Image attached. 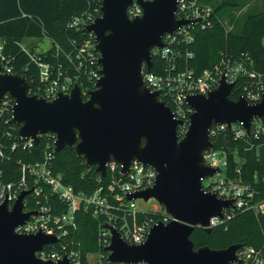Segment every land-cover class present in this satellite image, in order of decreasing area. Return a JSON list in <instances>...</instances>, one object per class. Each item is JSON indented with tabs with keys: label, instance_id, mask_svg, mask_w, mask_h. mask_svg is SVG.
Wrapping results in <instances>:
<instances>
[{
	"label": "water",
	"instance_id": "obj_1",
	"mask_svg": "<svg viewBox=\"0 0 264 264\" xmlns=\"http://www.w3.org/2000/svg\"><path fill=\"white\" fill-rule=\"evenodd\" d=\"M177 1L136 0L142 14L129 19L126 10L132 0H101L100 15L83 26L94 35L100 65V77L86 100L76 84L68 94L58 93L50 100L30 94L25 76L2 73L0 67V100L8 95L14 101L11 123L18 126V137L36 145L40 135L51 134L54 152L73 149L84 166L94 167L101 177H105L110 160L121 166L122 174L133 161L156 172L151 187L127 194L126 199H154L171 220L153 224L140 244L126 243L115 227L105 223L102 228L109 233L106 250L111 263H240L236 251L242 244L194 249L190 235L194 228L209 233L210 218H221L223 210L232 205L231 200L220 199L201 185V179L217 172L206 166L203 158L212 148L210 129L218 124L228 128L240 124L250 137L252 121H264V93L257 103H248L243 97L232 100L229 95L234 83L223 73L217 87L206 95L186 96L192 113L179 138L177 128L182 121L143 77L152 66V49L164 46L162 37L198 21L177 19ZM31 192L21 191L10 209L6 200L0 204V264H71L67 256L58 261L36 256L44 246L57 241L54 235L41 230L15 232L36 214L24 211L23 199Z\"/></svg>",
	"mask_w": 264,
	"mask_h": 264
},
{
	"label": "built area",
	"instance_id": "obj_2",
	"mask_svg": "<svg viewBox=\"0 0 264 264\" xmlns=\"http://www.w3.org/2000/svg\"><path fill=\"white\" fill-rule=\"evenodd\" d=\"M126 13L129 19H133L142 14V9L136 3V0H132V4L128 6ZM175 14L177 19L198 21L183 24L172 34H166L162 37L164 46L162 48H153L151 56L152 59L153 57L165 59L167 65L163 68L161 74L145 71L143 77L151 91L160 92L159 98H163V102L169 106L173 116L182 121L177 128V134L181 138L187 129L188 117L192 113V110L185 103L186 96L194 94L206 95L207 92L217 87L221 75L225 73L226 80L233 83L238 76L249 77L251 81L243 85L239 97H243L248 103H257L261 100L264 93V78L247 67L246 59L232 61L230 58L224 57L213 69L204 70L199 75H196L191 69L180 68L176 62L177 57L181 54L177 48L178 45L182 43L188 44L193 41L192 30L194 27H198L201 30L211 28L213 10L210 6L199 3L198 0H178ZM91 22H85L82 18L76 17L70 22L69 27L83 29L84 25ZM88 34L89 37L82 49L84 54H81V56L79 54L77 58L81 57L83 61L91 64L96 60L97 70H91L88 74V80L93 83L94 89V85L100 77V65L97 61L99 55L97 57L93 55V52H95L94 35L89 32ZM22 49L28 52L23 47ZM185 54L188 58L192 56L190 52H185ZM31 59L37 63L39 68V84L36 86L35 91L29 90L30 94H37L50 100L58 93L68 94L76 84L70 77L62 73L60 66L55 69L48 62H40L34 57H31ZM81 65V62H79V67ZM0 67L2 73H15L12 70L10 58L5 53V41L1 38ZM88 92L81 90L83 99L85 96L86 99L88 98ZM13 105L14 101L8 95H5L0 100V124L4 126V135L6 136L11 134V128H7L6 125L10 124L18 128V126L11 123ZM261 122L263 123L262 120L252 121L250 137H247L246 131L240 124H231L229 128L225 124L213 125L210 129V139L211 136L225 130L231 131L236 139L251 138L252 136L255 139L260 136L264 137V127ZM43 135H48L51 142L48 141L46 143V151L42 161L33 164H22L19 180L12 183L3 182L0 168V204L6 200L10 209L21 191L32 189V192L24 197L23 206L25 212L35 211L36 214L31 215L23 224L18 225L15 228V232L18 234H34L41 230L57 238L55 243L44 246L41 251L36 253L38 258L58 261L63 256H67L71 264H84L78 252L68 250L67 246L61 243L62 238L76 229L75 213L80 208L91 210L95 218L115 227L119 231L121 238L128 244L142 243L147 238L149 229L153 224L156 222L167 223L171 220V217L164 212V209L159 221L155 222L151 218H140L139 215L158 212L162 207L144 211L138 209L135 205L136 200H144L140 198L126 199L127 194L138 192L153 185L156 177L154 169L133 161L127 173L122 174L120 172L121 166L110 160L106 164L105 177L108 176V181L105 185H101L92 194L74 192L72 187L62 182L61 175L54 173L52 170L53 153H55L54 136L51 134ZM36 145L29 139H21L17 134L16 141L9 148L11 150H15L18 147L27 149ZM4 158H6L5 148L0 146V165ZM203 158L205 165L210 168H216L217 172L201 179L202 188L207 192L214 193L220 199L232 201V205L223 210L221 218H210L208 227L212 229L229 220L237 211L250 210L256 215H264V199L259 202L254 201L255 194L249 184L226 175L227 160L223 151H214L210 148L203 153ZM99 177L105 178L100 175ZM28 182H30L31 186H29ZM49 196H56L59 202L65 205L66 211L55 213V208L53 209L49 205ZM31 201H34V207L32 209L26 208ZM109 242L108 231L101 228L99 231V245L107 247ZM57 244L58 248H55ZM94 254L97 256L96 262H89L87 259L89 254H87V263L125 264L108 262L107 256L109 252L107 255H104L101 251ZM236 256L240 263L232 262L230 264H264V257L260 251L253 247L242 246L236 251Z\"/></svg>",
	"mask_w": 264,
	"mask_h": 264
},
{
	"label": "trees",
	"instance_id": "obj_3",
	"mask_svg": "<svg viewBox=\"0 0 264 264\" xmlns=\"http://www.w3.org/2000/svg\"><path fill=\"white\" fill-rule=\"evenodd\" d=\"M100 5L101 0H0V38L5 41V53L10 58L13 72L27 78L30 91H35L39 84V68L31 57L50 63L55 69L60 66L62 73L70 77L82 91L93 89L88 74L91 70H97L96 60L91 64L81 57L77 58L79 54H84L82 49L89 34L83 29L69 27V24L76 17L91 22L100 15ZM229 5L239 9L246 5V1ZM212 10L211 28L201 30L194 27L193 41L178 45L181 53L176 59L178 66L191 69L199 75L204 70L213 69L224 57L232 61L246 59L247 67L264 78V7H254L247 10L241 18H231L230 29L220 19L218 9ZM31 38L48 39L50 48L42 53H35L33 48L25 52L21 42ZM185 52L192 53V56L188 58ZM93 55L97 57L98 54L93 52ZM79 62L82 64L80 67ZM166 65L165 59L153 57L150 72L161 74ZM249 81L251 79L247 76H238L229 98L237 100L243 85ZM159 99L163 101L162 97ZM11 126L6 125L11 128V134L6 136L4 126L0 124V146L5 148L6 155L0 168L2 181L5 183L20 179L22 164L42 161L46 143L51 142L48 135H42L36 146L11 150L9 147L16 141L18 130ZM210 140L212 150L225 153L226 175L249 184L255 194L254 201L263 200L264 137L236 139L231 131L225 130L211 136ZM52 170L60 174L62 182L72 187L74 192L92 194L108 181V176L100 178L94 167L86 168L84 161L70 148L53 153ZM28 184L31 186L30 182ZM48 202L55 208V213L66 211L65 205L56 196H49ZM33 207L34 201L26 206L28 209ZM162 212L163 208H160L158 212L139 216L156 222L161 220ZM75 222L76 229L62 238L61 243L68 250L78 252L84 264H90L86 262L87 254L101 251L107 255L106 246L99 245V231L105 223L95 218L91 210L82 208L76 211ZM190 239L194 249L204 246L224 249L230 245L242 244L260 251L264 257V215H256L250 210L237 211L229 220L213 227L209 233L202 228H194ZM55 248H58V244Z\"/></svg>",
	"mask_w": 264,
	"mask_h": 264
},
{
	"label": "rangeland",
	"instance_id": "obj_4",
	"mask_svg": "<svg viewBox=\"0 0 264 264\" xmlns=\"http://www.w3.org/2000/svg\"><path fill=\"white\" fill-rule=\"evenodd\" d=\"M228 1V0H227ZM256 2H260V0H255ZM254 1V3H255ZM202 2V0H199V3ZM223 2L216 1V0H211L209 1L208 5L212 8H219L222 6ZM227 9L226 10H220L218 9V15L222 20H225L228 15ZM227 28V27H226ZM21 47H23L25 50L30 51L31 48L34 49L35 53H42L47 51L50 48V42L46 38L38 39V38H31V39H25L21 42ZM262 126L264 127V122L262 123ZM135 205L138 209L144 210V211H149L151 208H160V205L154 200V199H149L146 202L141 201V200H136ZM87 259L89 262H96L97 256L93 254H89L87 256Z\"/></svg>",
	"mask_w": 264,
	"mask_h": 264
},
{
	"label": "crops",
	"instance_id": "obj_5",
	"mask_svg": "<svg viewBox=\"0 0 264 264\" xmlns=\"http://www.w3.org/2000/svg\"><path fill=\"white\" fill-rule=\"evenodd\" d=\"M209 1L211 0H202V4L203 5H208ZM216 1H220V2H223L222 6H220L218 9L219 11L220 10H226L229 11L228 12V15H226L227 17L225 18V20H222V22L225 24V26L230 29L231 28V24L230 23V19L233 18V19H238V18H241V16H243V14L251 9V8H258V9H261L264 7V0H260L259 4L258 2H256L255 0H245L246 1V5L242 8H239V9H235L234 7L230 6L229 4H234L236 2H241L242 0H216ZM255 1V3H254Z\"/></svg>",
	"mask_w": 264,
	"mask_h": 264
}]
</instances>
